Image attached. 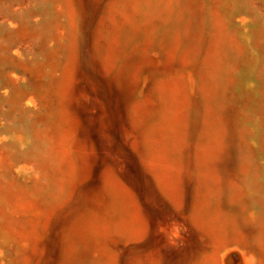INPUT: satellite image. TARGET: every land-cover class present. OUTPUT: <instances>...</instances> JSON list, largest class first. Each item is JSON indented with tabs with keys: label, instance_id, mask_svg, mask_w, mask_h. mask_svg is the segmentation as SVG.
Instances as JSON below:
<instances>
[{
	"label": "bare ground",
	"instance_id": "6f19581e",
	"mask_svg": "<svg viewBox=\"0 0 264 264\" xmlns=\"http://www.w3.org/2000/svg\"><path fill=\"white\" fill-rule=\"evenodd\" d=\"M65 1L41 108L0 101V164L36 170L0 178V264H264V31L216 0Z\"/></svg>",
	"mask_w": 264,
	"mask_h": 264
},
{
	"label": "rangeland",
	"instance_id": "374dc122",
	"mask_svg": "<svg viewBox=\"0 0 264 264\" xmlns=\"http://www.w3.org/2000/svg\"><path fill=\"white\" fill-rule=\"evenodd\" d=\"M216 1L220 16L236 36L242 38L243 34L249 35L253 29L264 31V0ZM61 2L66 3L65 0ZM61 10L60 0H0V101L16 90L19 93L16 103L20 109L26 110L27 114L39 111L41 103L46 100L45 90L49 80L47 55L49 50L59 47L61 41L60 21L65 19L62 13L57 14ZM257 40L264 45V37L258 36ZM262 54H259L260 65L264 72ZM58 61L62 65L63 57L60 56ZM36 63L41 65L37 73L32 70ZM79 69L84 71L83 67ZM33 91L37 92L35 96ZM12 122L13 119L0 116L1 153L7 149L9 138L2 126ZM250 144L255 147L253 140ZM124 153L128 154V151L124 150ZM7 166L3 162L0 164V178L11 176L24 181L36 173L31 162H27L24 169L17 164Z\"/></svg>",
	"mask_w": 264,
	"mask_h": 264
}]
</instances>
